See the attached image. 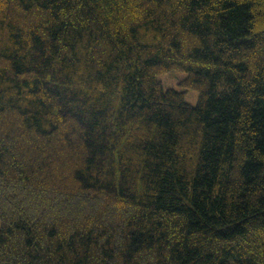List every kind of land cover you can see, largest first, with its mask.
<instances>
[{
    "label": "trees",
    "instance_id": "obj_1",
    "mask_svg": "<svg viewBox=\"0 0 264 264\" xmlns=\"http://www.w3.org/2000/svg\"><path fill=\"white\" fill-rule=\"evenodd\" d=\"M0 264H264V0H0Z\"/></svg>",
    "mask_w": 264,
    "mask_h": 264
},
{
    "label": "rangeland",
    "instance_id": "obj_2",
    "mask_svg": "<svg viewBox=\"0 0 264 264\" xmlns=\"http://www.w3.org/2000/svg\"><path fill=\"white\" fill-rule=\"evenodd\" d=\"M185 76L181 73H170L166 74L160 77L161 82L163 83V86L165 89H180V83L182 80H184ZM198 100V94L195 92H189L187 96V101L190 104L195 105Z\"/></svg>",
    "mask_w": 264,
    "mask_h": 264
}]
</instances>
